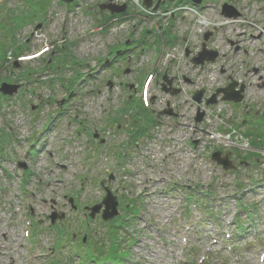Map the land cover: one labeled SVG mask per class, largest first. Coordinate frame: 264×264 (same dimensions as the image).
<instances>
[{
	"label": "rangeland",
	"instance_id": "374dc122",
	"mask_svg": "<svg viewBox=\"0 0 264 264\" xmlns=\"http://www.w3.org/2000/svg\"><path fill=\"white\" fill-rule=\"evenodd\" d=\"M102 1L75 0L76 5L67 7L61 0H50L45 15L8 32L2 25L8 13L12 11L18 17L20 12L29 11L28 4L26 0H0V27L3 26L0 42L8 44V38L4 40L3 36L11 33L16 44H26L22 48L24 53L18 56L11 50L13 47L9 48L10 44L5 45L10 61L0 68V83L12 81L21 86L14 97L2 99L0 95V132L5 129L3 135H13V152L18 153L13 159L25 158L30 140L42 130L50 110L67 111L57 130L41 137L37 155L30 156L28 163L33 176L26 183L14 165L9 167L6 177L0 172V264L105 262V256L97 253L96 246L82 248L80 243H72L71 232L66 240H57L49 220L54 205L58 212L66 214L65 225L60 226L75 232L77 242L89 235L92 242L108 253L113 250V256H117L119 249L109 248L115 242L124 255L118 256L119 264H264V159L259 168L247 163L238 165L235 174H224L219 168L200 162L198 157L192 170L184 173L191 134L189 137L190 131L180 128L171 131L177 141L171 149L173 155L153 167L139 160L144 152L126 161L115 156L121 144L127 142L125 126L129 118L123 116L124 129L116 132L109 121L119 109L127 107L128 98L133 95L121 84L136 85L140 75L146 76L156 50L146 46L143 54L137 55L139 50L136 51L129 64H117L115 77L111 71H104L105 66L99 61L104 60L112 46L137 40L144 30L150 32L145 40L152 44L157 40L155 30L166 26L178 37H188L191 33L193 44L198 45L202 42L203 27L196 25L195 15L176 13L177 17L170 19L157 9L150 19L131 16L123 27L113 30L107 25L99 31L97 22L105 15L96 10V4ZM224 3L234 5L241 12L238 22L229 25L223 21L220 11ZM168 8L174 11V7ZM200 13L210 23L208 29L218 37L210 46L224 48L226 39H236L240 33L247 37L261 35L259 40L247 43L253 46L254 60H264V52L257 53V48L264 49V0H207ZM39 24L42 26L38 27ZM43 48L49 50L41 59H21ZM0 54L3 55L2 50ZM48 62L55 64L53 69L46 68ZM127 67L131 73L125 76L123 69ZM28 69L33 70L30 77L25 75ZM77 75L81 80L73 84ZM110 80L115 87L108 86ZM32 113H36L35 123H31ZM106 125L111 134L104 131ZM94 130L107 138L114 154L109 157L114 158L104 155L103 159L93 161L87 157V152L93 156L88 134ZM162 132L149 130L143 144L147 136L160 140L159 136L169 135ZM109 174L116 175L108 185L122 203L120 218H125L114 239L110 238L109 225L103 224L99 215L94 220L89 218L84 208L102 200L105 192L98 184L107 180ZM238 182L243 185V191H236ZM211 190L214 199L209 194L199 204L192 202L198 196L196 191ZM69 198L78 202L75 210ZM237 201L247 204V209L240 212ZM132 206L136 212L131 211ZM247 212L251 213L250 217ZM235 227L238 230L232 235ZM56 240L54 249H61L58 252L51 249Z\"/></svg>",
	"mask_w": 264,
	"mask_h": 264
},
{
	"label": "water",
	"instance_id": "95a60500",
	"mask_svg": "<svg viewBox=\"0 0 264 264\" xmlns=\"http://www.w3.org/2000/svg\"><path fill=\"white\" fill-rule=\"evenodd\" d=\"M66 3H71L73 0H62ZM152 1L153 0H144V5L148 8L151 7L152 5ZM194 1L195 4H200L202 2V0H192ZM103 9H108L110 10L112 13H121L125 10V6L123 7H116V6H113V5H103L102 6ZM222 15L226 18H232V17H237L238 13H236V11L228 6V5H225L223 7V12H222ZM211 34L209 33L208 35L205 36V40H208L209 39V36ZM218 57V53L215 52V51H208L206 49V46L203 45V50L202 52L196 57L193 59V62L195 65H204L205 62H214ZM165 82H167L168 85H171V80H168L167 77L163 78ZM163 88V91H165L166 93H169L170 92V89L166 88L165 85L162 86ZM236 87V84H231V86H229L228 88L226 89H219L216 94L214 96H212V98L207 102V105L209 104H215L217 103V97L218 95H221L223 94V100L224 101H232V102H235V103H238L242 100V96H241V92L243 91V87H241V90L236 92L234 89ZM18 90V86H12V85H7V84H3L0 91L4 93V95H9V96H12L14 95ZM179 91L178 90H173L171 92L172 95H176L178 94ZM202 96H203V92L200 91V92H197L195 94V96L193 97L194 101L197 102L198 104L201 102V99H202ZM166 113H168L169 115H172V112L171 110H168ZM201 117H203V114L202 113H199L198 117H197V121L200 122L201 121ZM228 156L226 157H221V153H215L213 155V159L219 164V165H222L226 170H229V169H234V165L232 164V162L229 160V158H227ZM107 191V195L106 197L104 198L103 200V203L102 204H99L95 207H93L91 209V216L92 217H95L94 215H96L97 213H99L102 209L103 206H105V210L103 211V221H108L112 218H114L115 216L118 215V211H117V206H118V203H117V199L116 197H114L111 193L110 190L106 189ZM57 216L56 214H54L52 216V221L54 222L56 220Z\"/></svg>",
	"mask_w": 264,
	"mask_h": 264
},
{
	"label": "flooded vegetation",
	"instance_id": "af4514ba",
	"mask_svg": "<svg viewBox=\"0 0 264 264\" xmlns=\"http://www.w3.org/2000/svg\"><path fill=\"white\" fill-rule=\"evenodd\" d=\"M261 35L250 34L248 37L244 33L238 34L236 39H228L226 48L230 49V52L226 50L223 53L222 62L224 67L225 82L230 79L242 80L246 83L252 94L260 92L259 88L262 87L261 93L264 91V63L254 60L255 52L245 47V44L249 41L259 40ZM241 57V66L238 67L237 63H233L234 57ZM258 97L257 95H255ZM254 96V97H255ZM247 110H249L248 104H245ZM252 108L250 107V110ZM264 110V102H259V109Z\"/></svg>",
	"mask_w": 264,
	"mask_h": 264
},
{
	"label": "trees",
	"instance_id": "16d2710c",
	"mask_svg": "<svg viewBox=\"0 0 264 264\" xmlns=\"http://www.w3.org/2000/svg\"><path fill=\"white\" fill-rule=\"evenodd\" d=\"M19 19H20V18H19ZM19 19H18V22H17L18 24H20V20H19ZM137 109H138V110H142L140 107H137ZM143 111L145 112V114H144V115H145V118H146L147 120H149V118L147 117L148 113H147L145 110H143Z\"/></svg>",
	"mask_w": 264,
	"mask_h": 264
}]
</instances>
